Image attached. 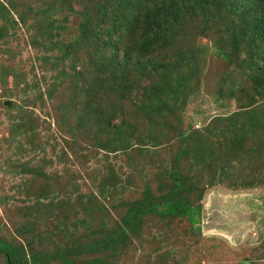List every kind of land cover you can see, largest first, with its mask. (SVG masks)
Listing matches in <instances>:
<instances>
[{
	"label": "rangeland",
	"instance_id": "1",
	"mask_svg": "<svg viewBox=\"0 0 264 264\" xmlns=\"http://www.w3.org/2000/svg\"><path fill=\"white\" fill-rule=\"evenodd\" d=\"M115 1L0 0V246L14 253L0 249V264H264V39L250 46L264 0H150L164 23L177 21L164 47L140 54L128 35L119 48L145 67L176 56L190 65L161 115L142 109L138 89L98 106L105 83L72 75L92 68L80 26L103 35L98 8ZM67 50L77 66L60 59ZM84 106L104 115L74 128ZM98 118L119 128L107 123L100 136ZM182 149L195 221L148 215L110 242L129 203L166 193Z\"/></svg>",
	"mask_w": 264,
	"mask_h": 264
},
{
	"label": "trees",
	"instance_id": "2",
	"mask_svg": "<svg viewBox=\"0 0 264 264\" xmlns=\"http://www.w3.org/2000/svg\"><path fill=\"white\" fill-rule=\"evenodd\" d=\"M209 1L210 0H197V3L204 6L207 5ZM231 1L232 0H225L226 5ZM114 4V9L111 8L109 10V5L106 3L107 7L103 2L98 8L99 12L103 14V16L100 17L102 22H104V18H106V22H108V24L104 26L100 23L98 24L101 27V31L105 30V32L103 31V35H100L99 37L88 36L86 34L88 28L84 25L80 26V32L83 38L89 40V42H83L81 46V48L84 49V60L87 63H91L89 65H91L92 68L80 67V69L85 72L79 70L76 72L73 71L72 75L76 78L91 75L93 77L91 87L96 85L95 82H99L100 84L105 83L106 87L103 94L98 92V106L101 104L98 99L104 98L106 93L112 94L115 98L123 100L126 97L125 92L138 89L140 90V97L145 101L142 109L147 108L148 111L153 112L156 115H161L162 112L168 110L166 104L169 103V96H173L171 99L174 100V102L179 100L178 89L175 90V87L181 88V86L184 85L182 71L185 69L189 70L190 65L184 63L180 56L177 57L175 54L176 58H174V61L169 64L164 62L152 63L149 61V67L142 66L140 64L141 60L138 59L135 61L132 54L119 48V41L121 37L130 35L133 40L136 39L135 41H137L139 46V50L137 46V50H133L134 52L138 51L140 54L151 53L164 47L167 40L163 39V29L171 23H177V21L174 18H171V21L169 20L171 22L170 24L164 23L165 13L159 15L163 12L158 13L154 5L150 3V0H116ZM237 7L238 6H233L232 10L237 12ZM237 15H239V12H237ZM251 22L255 25V28L252 30L254 31V35L250 42V46L258 39L259 42L264 39V18L261 20L259 16H254V18L251 19ZM86 24L88 25V22H86ZM168 34L171 35L172 31L165 33L164 37H168ZM168 46L171 47L170 42L168 43ZM67 49H72L73 53L74 48L72 45H68ZM86 49L91 50L92 52L90 53L89 51V53H87ZM68 50L60 59L63 62L65 59H71L70 63L75 67L77 66L76 62L78 58L76 60L70 58ZM88 55L91 62H88ZM184 58L185 57H183V60ZM249 66L253 68L250 62ZM134 71H136V73L132 76L131 73ZM72 75H70V77ZM136 79L138 82H145L146 84L143 87L140 86L137 88ZM97 87V91H100L99 88L101 87ZM79 111L83 113L82 115L76 116L78 122H75L74 128H76L83 117L85 119L88 118V113L98 111L104 115L103 111L105 112L103 109L100 111L94 107L86 106L79 108ZM99 120L102 121V124L104 125L99 131V135L101 136L103 135L102 133L105 132L106 124H109V121L105 123V121L101 119ZM111 127L115 128V126ZM118 128L119 127H116L115 129ZM118 134L119 131L117 132V135ZM131 135L133 136V133ZM180 138L184 139L182 137ZM107 144L104 139L99 142L100 146L98 148L106 149ZM187 154L188 151L182 149L179 156L175 157L174 166H172L169 175L167 176L169 182H167V191L165 194L162 196H156L150 191H145L142 198L128 204L120 221V224L123 227H119L120 231L117 232L116 237L111 235V238L108 239L110 242L115 239L122 242L128 232H134L139 221L148 215L160 219L167 217H186L189 223L195 221L194 217L196 214H194V211L196 212V210L186 200V196H183V193L188 194L190 192L188 189L189 185L186 183L185 177L177 171L178 160ZM260 183L264 184V181H260ZM1 244L0 249L5 251L6 257L10 261L14 256L13 248L8 244ZM29 262L32 264L35 263L34 256H31ZM64 264H72V262L71 260L65 259ZM88 264L107 263L100 261L98 258H94L90 260Z\"/></svg>",
	"mask_w": 264,
	"mask_h": 264
},
{
	"label": "water",
	"instance_id": "3",
	"mask_svg": "<svg viewBox=\"0 0 264 264\" xmlns=\"http://www.w3.org/2000/svg\"><path fill=\"white\" fill-rule=\"evenodd\" d=\"M192 119H193L194 122H197V121L195 120V117H192Z\"/></svg>",
	"mask_w": 264,
	"mask_h": 264
}]
</instances>
